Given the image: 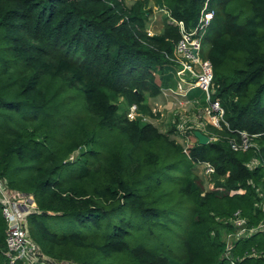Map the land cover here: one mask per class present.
I'll list each match as a JSON object with an SVG mask.
<instances>
[{"label": "trees", "instance_id": "obj_1", "mask_svg": "<svg viewBox=\"0 0 264 264\" xmlns=\"http://www.w3.org/2000/svg\"><path fill=\"white\" fill-rule=\"evenodd\" d=\"M154 1L171 18L191 27L204 0ZM209 2L214 11L207 32L213 99L220 100L228 127L214 129L218 141L193 142L188 157L177 140L139 116H127L132 104L137 113H149L144 99L165 87L158 80L169 71V57L180 36L171 23L148 35V0H135L130 6L125 0H0V160L17 153L35 159L31 172L25 169L19 177L21 185L8 178L4 164L0 178L10 189L33 196L36 211L28 216L27 228L30 239L32 234L44 239L43 243L31 239L42 254L41 246L50 241L56 246L95 248L103 255L128 250L134 264H230L224 255L223 231L232 225L225 221L237 210L247 227L264 218L256 206V188L264 191V0H246L248 17L242 22L241 10L231 11L226 0ZM80 94L84 103L69 109L70 126L55 127L59 139L73 138L59 161L55 147L44 146L35 130L29 129V119L40 120V125L49 115L63 120L68 115L60 108L62 98ZM87 119L117 133L130 149L117 155L110 151L106 164L96 163L98 132L82 135V122ZM238 131L254 135L253 146L232 150L229 140L239 141ZM82 153L87 156L76 173L64 169ZM197 158L215 167L212 191H206L202 179L189 170ZM238 189L244 192L230 194ZM171 191L178 194L162 206L160 200ZM120 208L133 209L146 222L166 227L169 244L175 243L176 211L186 209L181 254L172 257L142 243L130 246L129 224L113 223L110 215ZM57 212L94 229L110 223L112 230L101 242L88 241L78 232L58 236L43 221L46 216H58ZM5 234L0 210V264H7ZM262 237L252 234L233 242L231 256L243 258L255 248L260 255L246 256L243 261L264 264ZM70 254L61 252L60 256L87 264ZM45 256L49 264H66Z\"/></svg>", "mask_w": 264, "mask_h": 264}, {"label": "rangeland", "instance_id": "obj_2", "mask_svg": "<svg viewBox=\"0 0 264 264\" xmlns=\"http://www.w3.org/2000/svg\"><path fill=\"white\" fill-rule=\"evenodd\" d=\"M126 3L130 6L132 3H134L135 0H125ZM227 4L229 5V9L231 11H239L241 10V15L239 17V21L242 22L244 19L248 17V9L245 7L246 0H226ZM248 1V0H247ZM147 8H149L150 12L148 14L146 25L150 32L157 33L160 31V28L165 23H172L169 17H165V14L163 13L161 5H158L154 0H148ZM162 16V20L159 21V17ZM158 21V22H157ZM157 29V30H156ZM208 30L200 36V42L201 47L199 50V56L201 58H206L207 53L210 48V37L209 33H207ZM174 77L170 74V72L167 70L166 75H164L161 79L158 80V83L160 86H172L174 85ZM214 88V87H213ZM65 90L62 94H65ZM61 94V95H62ZM191 97H194L199 100L200 104L206 103V95L205 92L201 89H194L190 93ZM65 98H62L60 102V108L63 109L64 113L67 116L63 120H56L55 116L49 115L47 119H45L44 123L40 125V120H33L29 119V129L35 130V137L38 141H40L44 146L48 148L55 147V158L60 161L61 158L66 156V148L67 145L71 144L73 141V138H66V139H59L62 138L60 135L55 134V127L57 124L63 123L66 126H70L71 121L69 117V109L72 106L78 107V105H82L84 103L83 95H77L75 97L69 98L67 95H65ZM144 99V103L147 105L149 113H142L139 117L147 122L150 123L152 126L158 129V131L162 133H166L169 138L174 139L177 138L179 141H183V137L179 136L178 134H173V123L175 121L174 117V107H173V101L162 95V94H154V95H146ZM261 105L264 106V94L261 98ZM123 108H125L123 106ZM5 109V108H4ZM86 109V108H85ZM122 109V107H121ZM53 110V109H51ZM82 112V111H81ZM5 113H7V109H5ZM193 116L189 115L188 119L192 120H198V122L203 123V110L197 108V112H193ZM83 124V136H90L93 132H98V136L96 139V145L98 146V153L95 158V162L99 164H106L108 162L106 158L109 156L110 151L115 152L117 155L118 151H128L130 147L126 146L125 140L122 139L117 133L113 131L106 130L99 126L94 120H84L82 122ZM95 125V126H94ZM81 127V124H80ZM82 129V128H81ZM173 135H177L173 137ZM58 137V138H57ZM185 139H191L185 138ZM176 140V139H175ZM94 144V143H93ZM87 147L90 149L92 146L91 142L87 143ZM121 145H123L121 147ZM116 146L115 149L111 150ZM87 154L82 153L80 156L77 157L70 156L73 158V163L64 166V169L76 173V170H79L81 166H83L85 162V158ZM75 156V155H74ZM68 158L71 159V158ZM77 160V161H76ZM106 160V161H105ZM72 161V160H69ZM76 161V162H74ZM6 168V173L9 179H11L13 182H15V185L19 184L21 185L20 178L24 175L25 169H27L29 172H31L32 167L35 166V159H25V157H19L18 153L12 155V157H9L6 161L0 160V168L3 166ZM28 166V168H27ZM189 170L197 175L199 178L202 179L200 175L201 172L200 168L196 167L193 163L189 165ZM204 189L206 191L210 190L212 188V184H209V181H203ZM142 183V180H141ZM215 185V181H214ZM216 186V185H215ZM214 186V187H215ZM170 192V191H169ZM172 193L164 194L160 202L162 203V206L167 205V201L169 198H174V194H178V191H171ZM147 198V197H146ZM148 199V198H147ZM184 207H188L190 204L187 203L186 199H183ZM36 205V203H35ZM179 217L178 222H172L173 224L177 223L178 226H176L172 233L175 234L173 241L174 244H169L168 241H165V228L163 226L159 227V224H151L146 222L140 214H138L136 211L130 208H120L117 210H113L110 212V215L113 217V223H117L120 220L126 221L129 224V229L127 233V239L130 246L142 243L145 245H149L152 247L153 250L164 253L166 255H170L174 257V255H180L182 252L181 245L179 239L181 236H183L185 232V227L183 224L187 222V210L186 209H179L176 211ZM58 216H46L44 217V223L47 227V229L58 236H61L65 233L69 232H78L79 234L83 235L88 241H95V242H101L102 239H104L105 235L111 232L112 230V224L106 223L102 226L101 229H94L88 224H81L76 220L68 219L67 217L60 216V212H57ZM32 232V231H31ZM264 240V237H262ZM31 239L35 240L36 242H41L44 240L42 237H39L35 234L31 235ZM42 251L45 255L57 259L58 261L63 263H69V264H75L70 261L76 262L77 260L71 259L67 260V258H61L60 253L61 252H68L70 251V255L72 257H82L87 261V264H134V259L131 255V253L126 250L120 253H112L110 255H103L101 252L97 251L95 248H82V247H75L71 245H53L49 241L48 245L41 246ZM57 264V263H56ZM59 264V263H58Z\"/></svg>", "mask_w": 264, "mask_h": 264}, {"label": "built area", "instance_id": "obj_3", "mask_svg": "<svg viewBox=\"0 0 264 264\" xmlns=\"http://www.w3.org/2000/svg\"><path fill=\"white\" fill-rule=\"evenodd\" d=\"M163 13L167 15L174 26L178 28L179 38L174 43L173 51L169 57V71L175 81L172 86L162 87L159 94H162L173 101L174 133L182 136L183 141L176 139L188 154L193 142L197 140L194 135L195 131H200L208 137V143L218 141L219 133L214 129H227L228 124L224 119V110L219 99H213V66L209 58H201L199 50L201 47L200 36L204 34L211 25L214 18V11L210 8L209 0H204L200 8L197 21L191 27H187L183 20H176L169 16L168 11L164 8ZM148 31V35L153 32ZM201 89L205 92L206 103L200 104L199 100L191 97L190 93L194 89ZM198 109L203 110V123L198 120L188 119L189 115ZM141 114L137 113V107L132 104L127 112V116L133 119ZM239 141L229 140L232 150H246L253 146L252 137L245 131H238ZM177 135H173L175 137ZM191 139H185L189 138ZM193 164L200 168L203 181H209L212 191L215 187L213 176L215 167L212 162L202 159L192 160ZM227 175V174H226ZM203 185L204 184L203 182ZM243 189L231 191L230 194L243 193ZM257 197L259 198L256 206L264 212V191L256 188ZM0 210L5 220V257L7 264H49V258L42 254L38 246L30 239L28 233V216L36 211L34 198L31 194L20 193L10 189L6 182L0 178ZM226 224L232 225L231 230H224L223 241L225 242L224 255L229 259L230 264H246L243 259L246 256H259L255 248L245 253L243 258L232 257L230 248L233 242L238 239L249 237L252 234L264 236V218L255 226L247 227L246 219L240 216L239 210L235 211L231 218L225 221ZM264 256V250L261 251Z\"/></svg>", "mask_w": 264, "mask_h": 264}, {"label": "water", "instance_id": "obj_4", "mask_svg": "<svg viewBox=\"0 0 264 264\" xmlns=\"http://www.w3.org/2000/svg\"><path fill=\"white\" fill-rule=\"evenodd\" d=\"M194 135L196 136L199 144L205 145L208 143V137L200 131H195Z\"/></svg>", "mask_w": 264, "mask_h": 264}, {"label": "crops", "instance_id": "obj_5", "mask_svg": "<svg viewBox=\"0 0 264 264\" xmlns=\"http://www.w3.org/2000/svg\"><path fill=\"white\" fill-rule=\"evenodd\" d=\"M161 18H162V16L159 17V21L162 20ZM157 22H158V21H157ZM162 26H163V25H162ZM161 28H162V27H161ZM161 28H160V31H161ZM156 30H157V29H156ZM160 31H158V32H160Z\"/></svg>", "mask_w": 264, "mask_h": 264}]
</instances>
